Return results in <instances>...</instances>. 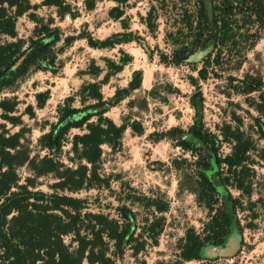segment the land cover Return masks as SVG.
<instances>
[{
  "label": "rangeland",
  "instance_id": "rangeland-1",
  "mask_svg": "<svg viewBox=\"0 0 264 264\" xmlns=\"http://www.w3.org/2000/svg\"><path fill=\"white\" fill-rule=\"evenodd\" d=\"M219 1L213 0V4L219 6ZM254 1L256 4L243 6V13L235 11L239 15L230 18L224 42L216 40L194 51L212 50L203 61L188 58L174 65L173 53L190 42L193 34L182 23L181 10L186 8L195 22L198 0L187 4L181 0H130L121 6L111 0H97L91 11L83 0H64L75 18H60L57 8L43 5V0H31L30 13L41 23L51 22L60 37L54 47L56 59L0 92V102L12 106L10 115L20 122L14 126L4 121L0 110L3 131L20 133L21 145L31 156L45 155L38 141L56 123L58 107L70 98L74 107H80L76 94L83 83L102 84L103 98L110 101L118 89L128 87L136 72L141 74L140 88L111 107L105 116L117 125L136 122L143 133L137 135L128 128L116 148L102 147L98 168L106 187L71 194L88 200L94 212L119 218V210L124 207L135 215L134 240L118 264H264V109L263 113L257 110L262 104L259 95L264 96V0ZM115 7L122 12L119 19L110 17ZM257 7L262 9L258 17L252 15ZM28 14L16 21L17 38L24 43L36 31ZM70 36L76 39L65 46L64 39ZM87 36L93 40L110 38L116 44L109 49L92 48ZM121 65L122 69L116 71L115 66ZM200 70H205L204 78ZM245 81L259 83V91L245 93ZM197 106L201 107L200 118ZM229 126L232 130L239 128L253 149L237 177L221 165L220 177L229 178L225 186L228 194L215 193L213 210L234 213L231 233L239 237V248L232 257L210 258L203 253L199 261H183L180 249L186 234H206L213 214L196 195L200 163L203 157L209 158L210 146L219 158L231 153L232 144L226 139ZM192 127L208 140L196 151L183 149L177 136L169 132L172 128L191 132ZM76 133L72 130L70 137ZM69 151L67 144L59 157L74 166ZM20 173L22 178L27 175L25 168ZM236 180L243 184V190L235 187ZM53 182L50 176L40 179V189L51 192L47 186ZM228 199L235 200L234 211ZM158 208L165 210L159 212ZM155 218L164 221L154 245L148 239L151 233L146 220ZM141 245L144 249L135 257L133 251Z\"/></svg>",
  "mask_w": 264,
  "mask_h": 264
},
{
  "label": "trees",
  "instance_id": "trees-1",
  "mask_svg": "<svg viewBox=\"0 0 264 264\" xmlns=\"http://www.w3.org/2000/svg\"><path fill=\"white\" fill-rule=\"evenodd\" d=\"M96 1L83 0V4L91 11L95 8ZM111 1L121 6L130 0ZM188 1L181 0L184 4ZM211 2V18L202 0H198L195 22L186 8L181 10V21L188 30H193V34L189 38L190 42L182 44L173 53L174 65H179L195 53V50L205 48L216 40L224 42L227 39L225 36L230 18L239 15L235 11L242 12L243 6L256 4L254 0H220L219 6H215L213 0ZM238 4L240 8H237ZM43 5L57 8L60 18L65 15L76 17L70 7L64 5V0H43ZM257 8L252 15L258 17L262 9ZM31 10V0H0V92L9 89L31 71L39 70L45 62L51 64L56 59L54 47L60 41L57 30L51 28V22L41 23L35 14L30 13ZM27 13L36 24V31L24 43L17 38L16 21ZM121 16L122 12L118 8L110 10V17L119 19ZM75 39L74 36L65 38L64 45H71ZM85 39L90 47L96 49H109L116 44L110 38L93 40L87 36ZM214 47L216 48L215 44ZM115 67L116 71L122 69V65ZM204 74L205 70L199 71L203 78ZM247 79L249 78L246 77L245 80ZM140 81L141 74L136 72L135 79L128 87L118 89L110 101L103 98L102 84L83 83L76 94L80 107L73 106V98L64 102L58 107L56 123L39 139L40 150L46 152L43 156H31L28 148L21 145V134L6 133L3 131L4 126L0 124V264H118L123 261L127 247L134 240L135 215L124 207L119 210V218L100 211L94 212L89 209L88 200L71 194L106 187L98 168L102 147L116 148L128 128L137 135L143 133V127L136 122L117 125L105 116L111 107L117 105L130 92L139 89ZM104 82H107V78ZM191 82L196 83L193 78ZM245 84L247 94L260 89L259 83L248 84L245 81ZM259 98L262 104L257 110L263 113V94ZM0 110L3 111L4 121L14 126L20 124L18 118L10 115L13 107H8L6 101L0 102ZM227 128L229 135L226 139L232 144L231 153L219 158L216 150L210 146L209 158L203 157V163H200L202 169L197 174L196 195L213 214L205 228L206 234H186L180 249V258L183 261H199L203 253L208 257L207 249L221 248L230 240L239 239L231 233L234 213L223 209L213 210L216 202L214 195L219 191L213 187L207 174L215 165L220 176L221 165L224 164L231 175L238 176L243 170L246 156L253 149L252 143L243 137L239 128ZM72 130H77L78 133L70 137ZM169 132L177 136V143L183 149L197 150L180 138V129L172 128ZM191 132L201 138L205 145L208 144L207 138L195 127L191 128ZM160 136L164 137L163 134ZM67 144L70 145L69 153L72 155L69 161L74 166L67 165L59 157ZM261 157L264 161V155ZM22 168L27 171L23 178L20 173ZM47 176L54 180L47 186L51 192L40 189V179ZM220 180L227 187L229 178L220 177ZM236 182L235 187L243 190V184L239 180ZM225 194H228L227 190L222 195ZM246 194L249 195L250 190ZM230 200L231 204L235 203V200ZM232 206L234 211L236 207L233 204ZM163 210L165 208H158L159 212ZM163 221L162 218L146 220L151 233L148 239L154 245L162 231ZM143 249V245L136 247L133 255L138 256Z\"/></svg>",
  "mask_w": 264,
  "mask_h": 264
},
{
  "label": "water",
  "instance_id": "water-1",
  "mask_svg": "<svg viewBox=\"0 0 264 264\" xmlns=\"http://www.w3.org/2000/svg\"><path fill=\"white\" fill-rule=\"evenodd\" d=\"M206 9V12L209 16V18H211L212 16V2L211 0H202ZM212 50L209 48L202 50L200 52H195L192 55H190L188 58L191 61H196V62H200L202 61L205 57H207L210 52ZM197 111L199 113V118H200V114H201V107L197 106ZM180 138L191 144L193 147L195 148H202L204 146V142L201 138H199L198 136H196L193 132H182L180 134ZM208 179L211 182V184L213 185V187L219 191L220 193L224 194L226 189L225 186L222 184L221 180H220V176L218 173V169L215 165L212 166L211 170L208 171ZM239 248V239H232L230 240V242L225 246V247H221V248H209L207 249V256L212 258V257H218V256H222V257H232L233 254L237 251V249Z\"/></svg>",
  "mask_w": 264,
  "mask_h": 264
},
{
  "label": "flooded vegetation",
  "instance_id": "flooded-vegetation-1",
  "mask_svg": "<svg viewBox=\"0 0 264 264\" xmlns=\"http://www.w3.org/2000/svg\"><path fill=\"white\" fill-rule=\"evenodd\" d=\"M229 242H230V241H229ZM229 242H228V243H229ZM226 245H227V244H225L224 246H226ZM224 246H223V247H224Z\"/></svg>",
  "mask_w": 264,
  "mask_h": 264
}]
</instances>
